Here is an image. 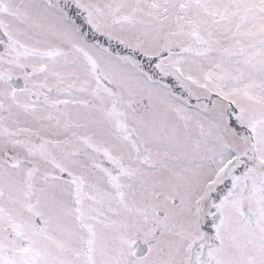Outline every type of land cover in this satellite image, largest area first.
Segmentation results:
<instances>
[{
    "label": "snow or ice",
    "instance_id": "1",
    "mask_svg": "<svg viewBox=\"0 0 264 264\" xmlns=\"http://www.w3.org/2000/svg\"><path fill=\"white\" fill-rule=\"evenodd\" d=\"M0 264H264V0H0Z\"/></svg>",
    "mask_w": 264,
    "mask_h": 264
}]
</instances>
